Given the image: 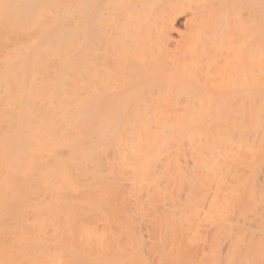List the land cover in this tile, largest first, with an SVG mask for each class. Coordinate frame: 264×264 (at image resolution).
<instances>
[{"label":"bare ground","instance_id":"obj_1","mask_svg":"<svg viewBox=\"0 0 264 264\" xmlns=\"http://www.w3.org/2000/svg\"><path fill=\"white\" fill-rule=\"evenodd\" d=\"M32 3L0 0V264H264V0H78L50 34Z\"/></svg>","mask_w":264,"mask_h":264},{"label":"rangeland","instance_id":"obj_2","mask_svg":"<svg viewBox=\"0 0 264 264\" xmlns=\"http://www.w3.org/2000/svg\"><path fill=\"white\" fill-rule=\"evenodd\" d=\"M17 1H18V2H21V0H17ZM30 1L33 2L32 4H33L34 7L39 8V9H38L39 12L36 11V10H37V9H36V10H35V14L33 13L34 16H35L36 13H40V11H42V10H40L41 8L38 6V5H40L41 3H45V4L47 5V7H46L47 9H49L50 7H52V8H56V7H57V8H58V7L60 6V7L62 8V9H61L62 12H60V13H63V11H64L63 8L68 7V6H71V5H73V4H74V7L72 6V7H70V8L76 10V9H77V7H76L77 4H76V3H77L78 0H75V1H74V0H70V1L67 0V1H66V3L68 2L67 4L64 2V3H65V4H64L65 7H63V5H61L62 2H63V0H62V2L58 3V5H55V4H53V3L51 4V0H50L49 2H47V0H30ZM64 1H65V0H64ZM71 1H72V3H70ZM73 1H74V3H73ZM56 3H57V1H56ZM42 5H43V4H42ZM42 5H40V6H42ZM33 6L31 7V9L34 10L35 8H33ZM37 6H38V7H37ZM44 6H45V5H44ZM48 6H49V7H48ZM60 7H59L58 9H55V10H57V12H58V10L60 9ZM75 7H76V8H75ZM25 8H26V7H25ZM25 8L22 7V8H21V11L19 10V11H17V12H19V15L23 16L24 18H27V17H29V15L32 14V13H30V12H31V9H30L29 7H28L29 9L26 8V9H28V11L30 10V11H29L30 14L27 16V15H26V14H27V11H26ZM70 8H69V9H70ZM43 9H44V8H43ZM69 9L67 10L68 13H65V12H66V9H65V11H64V14H65V15L63 16V14H61L62 17L59 16L60 19H58L59 17L57 18V15L60 14V13H58V14H57V13H54V15L56 14V15H55L56 17L54 16V19H56V20H55V21L53 20V21H52L53 23H52L49 27H48L47 25H45L46 27L43 26L44 29H43L42 32H43V33H48V34H50V33H53V32H54V29H56V30H55L56 32H58V31L61 32V31L63 30L62 27H66V26H68V25H70V24L75 23V22H76V19H75V21H74L73 18H75V17L77 18V15H76V16L74 15V13L77 14V12H75V10H74V12H72L73 15H72V14L69 15V14L71 13V11H69ZM72 9H70V10H72ZM33 10H32V12H33ZM49 10H52V9H49ZM61 10H59V11H61ZM47 11H48V10H47ZM47 11H44V12H47ZM42 12H43V11H42ZM44 12H43V13H44ZM54 12H56V11H54ZM43 13H42V14H43ZM47 13H49V11H48ZM47 13H46V15H48ZM51 13H53V11H52ZM33 14H32V15H33ZM44 14H45V13H44ZM44 14H43V15H44ZM49 14H50V13H49ZM32 15H31V16H32ZM39 15H40V14H38V16H39ZM46 15H44V16H46ZM25 16H27V17H25ZM40 16H41V15H40ZM40 16H39V17H40ZM48 16H49V15H48ZM48 16L43 17V18H44V21H45V19L50 20V18H52L53 15L51 16V14H50V16H49L50 18H48ZM65 16H70V17H68V18H71V16H73V18H71V19H68V18L65 19ZM32 17H33V16H32ZM36 17H37V15H36ZM63 17H64V18H63ZM37 18H38V17H37ZM40 18H42V16H41ZM62 18H63V19H62ZM31 19H32V18H31ZM33 19H34V17H33ZM41 20H42V19H41ZM51 20H52V19H51ZM51 20H50V22H51ZM67 20H68V21H67ZM181 20H182V18L180 19V21H181ZM28 21H29L30 24H31V21H30L29 18H28ZM25 22H26V21H25ZM29 22H26V23L28 24ZM37 22H38V21H37ZM48 22H49V21H48ZM48 22L45 21V23H48ZM63 22H64V23H63ZM23 23H24V22H23ZM38 23L42 24V21H40V22H38ZM59 23H61V24H59ZM49 24H50V23H48V25H49ZM54 24H57V25H56V26H53V28H52V25H54ZM64 24H65V25H64ZM66 24H67V25H66ZM13 25H14V24H13ZM25 25H26V24H25ZM28 25H29V24H28ZM177 25H178V23H177ZM37 26H38V25H35L36 28H34V26H33L34 31H36V32L38 31L37 33H40V31L37 30V29L39 28V26H38V27H37ZM179 26H180V27H179ZM12 27H13V26L10 27V28H11L10 31H14V32H15V30L17 31L18 28H22L21 26L18 27V28H16V26L13 27V28H12ZM23 27H24V26H23ZM25 27H26V26H25ZM28 27H29V26H28ZM40 27H41V26H40ZM47 27H48V28H47ZM50 27H51V28H50ZM60 27H61V28H60ZM178 27L182 29V25L179 24ZM22 29H23V31L26 30L27 33H28V28H22ZM29 29H32V26H31V25H30ZM46 29H47V31H46ZM51 29H52V30H51ZM60 29H62V30H60ZM64 30H65V29H64ZM64 30H63V31H64ZM68 30H71V29H68ZM26 31H25V32H26ZM32 31H33V30H31V31H29V32L31 33ZM66 31H67V29H66ZM72 31H73V30H72ZM32 33H34V32H32Z\"/></svg>","mask_w":264,"mask_h":264}]
</instances>
